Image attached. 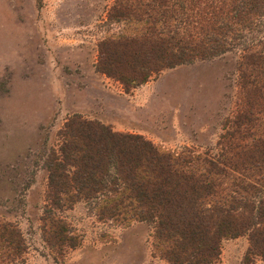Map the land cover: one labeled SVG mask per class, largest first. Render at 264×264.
Masks as SVG:
<instances>
[{
    "label": "trees",
    "instance_id": "16d2710c",
    "mask_svg": "<svg viewBox=\"0 0 264 264\" xmlns=\"http://www.w3.org/2000/svg\"><path fill=\"white\" fill-rule=\"evenodd\" d=\"M105 16L138 32L101 40L97 71L137 85L236 51L234 104L213 152L161 150L140 134L68 116L37 154L46 172L41 240L55 257L76 247L61 213L82 202L98 220L150 226L172 264H217L219 242L237 236L247 240L243 263L264 257V0H113ZM24 250L19 230L0 220V264Z\"/></svg>",
    "mask_w": 264,
    "mask_h": 264
},
{
    "label": "rangeland",
    "instance_id": "374dc122",
    "mask_svg": "<svg viewBox=\"0 0 264 264\" xmlns=\"http://www.w3.org/2000/svg\"><path fill=\"white\" fill-rule=\"evenodd\" d=\"M112 1L0 0V220L25 244L4 264H172L150 226L98 220L82 202L61 213L79 235L76 247L55 257L40 237L46 172L38 152L55 144L68 116L140 134L161 150L213 152L234 104L236 51L163 68L137 85L97 71L101 40L138 32L106 23ZM246 247L245 236L223 238L217 264H264L243 263Z\"/></svg>",
    "mask_w": 264,
    "mask_h": 264
}]
</instances>
